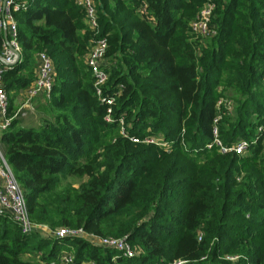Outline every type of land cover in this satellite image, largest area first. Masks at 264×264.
<instances>
[{
	"label": "trees",
	"instance_id": "16d2710c",
	"mask_svg": "<svg viewBox=\"0 0 264 264\" xmlns=\"http://www.w3.org/2000/svg\"><path fill=\"white\" fill-rule=\"evenodd\" d=\"M26 1L13 14L20 58L3 72L9 112L34 80L37 52L55 69L39 125L14 118L0 134L29 217L94 237L125 235L140 253L117 264H264V137L256 133L264 124V0H215L216 34L201 46L189 22L205 0H94L97 36L107 39L103 92L121 86L112 122L87 65L93 33L83 9L74 0ZM220 97L234 112L215 107ZM217 114L222 144L248 140L244 154L206 147ZM147 136L169 149L130 139ZM72 176L85 179L60 188ZM85 237L24 234L0 214V264L57 261L63 250L73 264H113L117 251Z\"/></svg>",
	"mask_w": 264,
	"mask_h": 264
},
{
	"label": "built area",
	"instance_id": "2783aa9c",
	"mask_svg": "<svg viewBox=\"0 0 264 264\" xmlns=\"http://www.w3.org/2000/svg\"><path fill=\"white\" fill-rule=\"evenodd\" d=\"M74 2L83 9L84 22L87 28L93 33V37L90 39V48L86 55V61L91 74L94 77V88L97 97L100 102L108 105L107 114L104 119L107 122H112L113 118L110 115L111 108L109 106L114 103L116 96L120 95L121 86L118 90L113 92V94H105L103 92V86L106 84L108 77V72L104 68V64L106 62L105 53L107 49V39L105 36H97L98 20L94 0H74ZM27 4L28 2L26 0H0V30L3 33V29L5 28L7 35V38L5 39L3 34L0 45V132L9 127L12 119H19L28 111H32L33 100L36 97H40L41 100L48 99L54 83L55 69L52 59L44 51L37 52L35 54L34 80L23 90L24 102L9 114V99L3 84V72L6 69L11 68L18 61L16 60L17 57L15 51L20 53V45L18 42L17 22L13 14L16 11L26 9ZM214 8L215 0H205L196 13L195 18L189 22V29L194 36V39L199 41L200 46L204 45L208 38L216 34V26L212 23ZM138 10L141 14H146L147 3L143 1ZM261 81L264 85V73L261 77ZM233 104L234 102L232 100L220 97L216 101L215 107L218 109L222 107L232 113L234 112ZM219 119V114H217L213 119V140L208 143L206 147H211L215 144L218 146L221 153L234 152L238 155L244 154L250 144L248 140L240 139L230 145L222 144L218 137V130L216 126ZM120 123H123L122 119H120ZM120 133L122 135L126 134L123 126L120 128ZM256 133L257 135H263L264 137V124L257 127ZM130 139L133 142L154 143L165 149H169L170 147L168 142L159 138L147 136L142 140L136 137H130ZM0 163V214L8 216V218L19 226L21 232L24 234L40 230L47 233L45 224L34 222L29 217L22 188L15 179L11 167L1 154ZM84 235L85 233L81 228H68L62 226L53 230L50 236L63 238L65 236L80 237ZM96 244L105 249H113L125 257H134L140 253V250L128 244L126 236L123 238L105 236L98 237ZM71 253V251L63 250L57 261H50L44 264H73L74 256H72ZM92 261L93 260H86L80 264H94ZM183 263L184 261L178 260L171 264Z\"/></svg>",
	"mask_w": 264,
	"mask_h": 264
},
{
	"label": "rangeland",
	"instance_id": "374dc122",
	"mask_svg": "<svg viewBox=\"0 0 264 264\" xmlns=\"http://www.w3.org/2000/svg\"><path fill=\"white\" fill-rule=\"evenodd\" d=\"M193 20V19H192ZM190 35H192L191 33H190ZM192 38L190 37V40H191ZM23 90H24V88L23 89H20L19 90V92L21 91V95H19V96H16V98H14V100H13V109H11L10 110V112H9V114L10 113H12L13 112V110L14 109H16L18 106H20L23 102H24V96H23ZM20 94V93H19ZM43 102H45V101H43ZM32 106H33V110L32 111H28L23 117H20V123L21 124H23L25 127H29V126H37V125H39V123L41 122V120L45 117L44 116V113H42V112H39L38 111V102H33V104H32ZM36 109V110H35ZM23 125H21V126H23ZM166 142V141H165ZM146 143V142H145ZM0 154L3 156V151H2V148H0ZM3 158H4V156H3ZM1 164V163H0ZM85 178H78V177H61V183H59V185L60 186H62V187H60V188H63V187H65L66 185H68V184H70V185H72L73 187H77L78 185H79V183L80 182H82L83 180H84ZM43 224V223H42ZM46 225V224H45ZM62 227V226H61ZM46 228H47V233H45L43 230H40L39 232H40V234H43V233H45L46 234V236H48V237H51L50 235H51V232L53 231V230H55V229H57V228H59V227H55V228H51V227H49L48 225H46ZM125 236V235H124ZM124 236H111V235H106L105 237H113V238H123ZM128 242V244L130 245V246H132V244L129 242V241H127ZM133 247V246H132ZM134 248H136V247H134ZM138 248V247H137ZM139 250H140V248H138ZM68 251H71V250H68ZM72 252V251H71ZM70 255V254H69ZM71 255L72 256H74V254H73V252L71 253ZM119 255H121L120 253H118V255H115L113 258H112V262H113V264H117L116 263V258H117V256H119ZM39 256V255H38ZM222 257H224V259H227V260H236V259H238L239 258V255H230V254H226L225 256H222ZM94 264H96L95 263V261H92ZM44 263H46V262H44ZM43 263V264H44Z\"/></svg>",
	"mask_w": 264,
	"mask_h": 264
},
{
	"label": "crops",
	"instance_id": "0c3cea01",
	"mask_svg": "<svg viewBox=\"0 0 264 264\" xmlns=\"http://www.w3.org/2000/svg\"><path fill=\"white\" fill-rule=\"evenodd\" d=\"M20 93V94H19ZM19 95H21V91L19 92L18 91V93L15 95V98H16V96H19ZM40 100H41V98L40 97H36L34 100H33V102H38V104H39V102H40ZM36 110V109H35ZM19 120H20V118H19ZM21 124V123H20ZM21 125H23V124H21ZM24 126V125H23ZM0 134H1V132H0ZM2 147V144L0 143V148ZM39 232V231H38ZM42 235H45L46 236V234L45 233H43ZM84 236H86L85 238H87V239H89V241H91V242H97V240H98V237H94V236H91V235H84ZM26 256H30L29 254H27Z\"/></svg>",
	"mask_w": 264,
	"mask_h": 264
},
{
	"label": "water",
	"instance_id": "95a60500",
	"mask_svg": "<svg viewBox=\"0 0 264 264\" xmlns=\"http://www.w3.org/2000/svg\"><path fill=\"white\" fill-rule=\"evenodd\" d=\"M3 34H4V38L6 39L7 38V35H6V30H5V28L3 29ZM15 53H16V60H19V58H20V53L18 52V51H15Z\"/></svg>",
	"mask_w": 264,
	"mask_h": 264
}]
</instances>
